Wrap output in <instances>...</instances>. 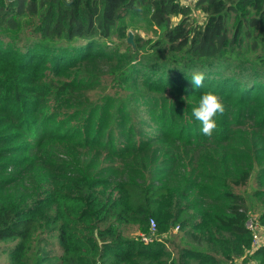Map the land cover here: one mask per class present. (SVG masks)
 Wrapping results in <instances>:
<instances>
[{
	"label": "trees",
	"instance_id": "obj_1",
	"mask_svg": "<svg viewBox=\"0 0 264 264\" xmlns=\"http://www.w3.org/2000/svg\"><path fill=\"white\" fill-rule=\"evenodd\" d=\"M134 16L158 37L127 42ZM263 55L264 0H0V264H264L234 188L259 168L264 223ZM207 91L225 106L210 138ZM150 219L208 248L144 241Z\"/></svg>",
	"mask_w": 264,
	"mask_h": 264
},
{
	"label": "rangeland",
	"instance_id": "obj_2",
	"mask_svg": "<svg viewBox=\"0 0 264 264\" xmlns=\"http://www.w3.org/2000/svg\"><path fill=\"white\" fill-rule=\"evenodd\" d=\"M194 17L197 18L199 17V13L198 11H196L194 13ZM128 20V26H127V32H131L132 33V38H133V33L135 34H140L142 35L144 38H151L152 40H155L158 36L157 33H155L152 28H150L147 25V19L144 18L143 16H134L132 18H127ZM154 27V26H153ZM155 29V28H153ZM157 32L159 30H156ZM109 41H112L111 45L114 46L115 43H117V40H114L113 38H110ZM110 45V46H111ZM120 48H124L123 45H119ZM259 59H264V55L262 57H260ZM87 69L88 73H96L99 76H105L107 74V68L104 66H98V70H94L97 67V63H95V65H86L85 66ZM95 67V68H94ZM57 85H59V82H57ZM57 85L55 87V89H57ZM35 88H37L38 90L35 92V96L38 98V101L40 102L39 106H38V113L41 114H45L48 113L50 111V107L53 105V98L48 94L45 93L42 89V87H39L38 84L37 85H33ZM101 88H103V92L107 91L110 87V84H106L102 83V85L100 86ZM95 96H97L96 93L92 94V97L94 98ZM25 108V106H23ZM28 113H30L28 111ZM33 119L39 121V117L37 114H33L32 115ZM46 130H50L53 132L54 135L56 134H65L68 133L70 135H74V129L72 126L66 128V130H61L60 128L54 127L51 124L50 125H45ZM64 131V132H63ZM259 171V168H255L251 178L249 179V181L243 185V186H238V187H234L236 192H240L242 193L247 201L248 207H249V216H254L258 218V213L261 211V203L260 201H258L253 195L252 193L254 192V190L257 188V184L255 182V175L256 173ZM125 231L127 233H130L132 235H137L139 233V228L137 226H128L127 228H125ZM142 235H147V233H140ZM155 237L160 238L163 237V239H166L167 241V246L171 249L173 248V246L178 245V246H190V247H195V248H200V249H205L208 248V246H206L205 244H201V242L198 241H193L191 240V238L189 237L187 232H182V231H178L176 228H173L171 230H169L168 232L162 234V235H157L154 234ZM244 257L247 258V264H254L253 261V257L249 256L248 254L245 255ZM5 256H1L0 257V261L4 260ZM242 257H235L234 259H232L231 261L228 260L226 262H223L221 264H241L242 263ZM251 262H248V261ZM244 263V264H245Z\"/></svg>",
	"mask_w": 264,
	"mask_h": 264
},
{
	"label": "clouds",
	"instance_id": "obj_3",
	"mask_svg": "<svg viewBox=\"0 0 264 264\" xmlns=\"http://www.w3.org/2000/svg\"><path fill=\"white\" fill-rule=\"evenodd\" d=\"M204 80L203 72H194L191 78L196 88L202 87ZM224 111L225 106L219 95L214 91H207L201 95L198 106L192 110V115L200 123L203 135L210 138L218 127L216 117L222 115Z\"/></svg>",
	"mask_w": 264,
	"mask_h": 264
},
{
	"label": "built area",
	"instance_id": "obj_4",
	"mask_svg": "<svg viewBox=\"0 0 264 264\" xmlns=\"http://www.w3.org/2000/svg\"><path fill=\"white\" fill-rule=\"evenodd\" d=\"M198 0H180L181 3L185 4H192L197 2ZM245 226L250 230L251 237H252V248L255 249L256 247L264 244V223H261L257 217L248 216L245 221ZM155 225L152 219L149 221V228L148 234L142 235L140 237L142 240H150V237H155Z\"/></svg>",
	"mask_w": 264,
	"mask_h": 264
},
{
	"label": "water",
	"instance_id": "obj_5",
	"mask_svg": "<svg viewBox=\"0 0 264 264\" xmlns=\"http://www.w3.org/2000/svg\"><path fill=\"white\" fill-rule=\"evenodd\" d=\"M127 42L132 43V33H128Z\"/></svg>",
	"mask_w": 264,
	"mask_h": 264
},
{
	"label": "crops",
	"instance_id": "obj_6",
	"mask_svg": "<svg viewBox=\"0 0 264 264\" xmlns=\"http://www.w3.org/2000/svg\"><path fill=\"white\" fill-rule=\"evenodd\" d=\"M253 261H254V264H257L255 259H253ZM248 262H251V261L249 260ZM241 264H244V263H241ZM245 264H247V263H245Z\"/></svg>",
	"mask_w": 264,
	"mask_h": 264
}]
</instances>
